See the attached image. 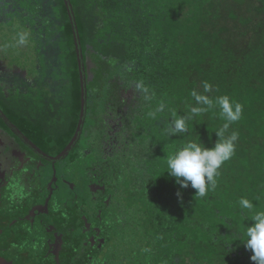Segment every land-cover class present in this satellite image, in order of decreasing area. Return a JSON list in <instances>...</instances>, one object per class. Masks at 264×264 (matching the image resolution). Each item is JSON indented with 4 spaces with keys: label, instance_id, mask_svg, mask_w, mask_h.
Returning <instances> with one entry per match:
<instances>
[{
    "label": "trees",
    "instance_id": "1",
    "mask_svg": "<svg viewBox=\"0 0 264 264\" xmlns=\"http://www.w3.org/2000/svg\"><path fill=\"white\" fill-rule=\"evenodd\" d=\"M71 3L90 63L82 141L97 134L99 152L106 157L97 172L112 188L113 180H129L126 197L137 209L135 229L142 230L136 252L108 264H255L243 243L252 215L264 210V0ZM21 33L44 70L34 80L40 97H21L37 103L40 112L46 108L38 114L40 122L54 123L53 105L63 104L60 92L67 89L78 110L74 134L81 83L64 0H0V41L13 35L17 52ZM205 82L211 85L208 93ZM44 88L52 92L44 94ZM193 90L214 102L227 95L243 106L240 120L225 133H238L235 154L221 165L205 197L191 187L179 189L167 173L169 156L188 142L213 147L219 142L216 131L226 122L216 105L188 120L187 132L170 135L173 113L186 116L198 106ZM161 103L163 112L157 111ZM241 197L254 208L242 210Z\"/></svg>",
    "mask_w": 264,
    "mask_h": 264
},
{
    "label": "flooded vegetation",
    "instance_id": "2",
    "mask_svg": "<svg viewBox=\"0 0 264 264\" xmlns=\"http://www.w3.org/2000/svg\"><path fill=\"white\" fill-rule=\"evenodd\" d=\"M14 48L13 35L0 41V264H91L108 243V218L118 216L116 187L98 174L100 162L81 180L69 172L85 126L69 157L51 160L75 133L61 147L36 130L38 114L46 108L40 112L37 103H26L21 95L29 97L39 87L31 75L41 66L30 58L28 40L17 52Z\"/></svg>",
    "mask_w": 264,
    "mask_h": 264
},
{
    "label": "clouds",
    "instance_id": "3",
    "mask_svg": "<svg viewBox=\"0 0 264 264\" xmlns=\"http://www.w3.org/2000/svg\"><path fill=\"white\" fill-rule=\"evenodd\" d=\"M26 37L19 34V43L24 44ZM204 93L211 91V85L207 82L203 84ZM191 96L196 105L190 107V114L186 116H176L173 113V119L170 121L168 133L176 135L188 131L187 121L199 117L216 105L220 108V115L226 121L223 126L216 131V137L219 142L209 148L200 143L188 142L178 149L167 159V172L170 177L175 179L179 189L191 187L199 197H205L210 189L216 185V177L219 175L221 165L232 158L235 154L238 133L232 132L225 137L230 125L239 121L243 106L239 102L231 101L227 95L217 97L215 102L206 94L198 93L193 90ZM165 105L161 103L157 109L163 112ZM178 200H183V194L180 190L176 193ZM239 205L242 210H252L254 204L247 198L241 197ZM252 223L244 229V246L253 253L250 257L255 264H264V210L255 212L251 217Z\"/></svg>",
    "mask_w": 264,
    "mask_h": 264
},
{
    "label": "rangeland",
    "instance_id": "4",
    "mask_svg": "<svg viewBox=\"0 0 264 264\" xmlns=\"http://www.w3.org/2000/svg\"><path fill=\"white\" fill-rule=\"evenodd\" d=\"M15 55L16 60H18L20 63L22 60L20 58V54L16 53ZM30 56V58L33 59L32 54ZM25 60L27 61L28 59L26 58ZM43 71L44 70L40 67L39 69L34 68L31 76L34 78H39L42 76ZM43 91L44 94L45 92L50 94L52 89L44 88ZM39 92L40 88H35V90L29 93V98L36 99L37 97H40ZM68 94L69 93L67 89L62 90L60 92L59 100L63 101V104L60 105L55 103L56 107L54 106L55 104L53 105L54 111L58 112L55 120L56 122L53 123L50 119H47L45 122L41 119L45 124L40 121L35 122L36 130H44L45 133L52 137L54 142L61 147L66 146V143H68L73 136L72 118L75 117L74 114H77L78 111L75 99H73V97L70 99ZM95 135L96 137L94 136L90 141H81L79 147L76 150V162L70 167L69 172L72 174V176L79 178V180H81V177L86 175L87 170L90 169V167L96 165L97 162H100L105 157L103 153L99 152L98 145L96 144V141H99V139L97 138V134ZM85 149H90L92 151L89 155H87L83 153ZM120 168H122V166H120ZM124 175L127 176L126 173ZM113 182L116 190L118 189V194L116 192V196L114 197L113 201L116 215L118 216L114 218V220L108 218L110 222L107 224L109 225V240L105 246V251L101 255L102 260L99 262V264H108L111 263V261L114 263V261L119 259V255L125 257L126 254L130 252L134 254L138 248V244H140L142 230L140 229L139 231L138 229H135V221L139 222L138 217L135 215L137 209L134 210L130 208V206H132L131 204L133 203V199H128V196L126 197L131 188L129 180L121 178V180H113Z\"/></svg>",
    "mask_w": 264,
    "mask_h": 264
},
{
    "label": "water",
    "instance_id": "5",
    "mask_svg": "<svg viewBox=\"0 0 264 264\" xmlns=\"http://www.w3.org/2000/svg\"><path fill=\"white\" fill-rule=\"evenodd\" d=\"M64 2L67 7L68 16L72 26L73 39H74L75 50L78 61L80 83H81V112H80L78 126L73 138L66 146V148L62 151V153H60L56 158L51 159L53 161H58V162L67 159L71 151L74 149V147L78 144V142L81 139L87 117V100H88L87 79L90 76V74L88 73V68L90 66H88V62L85 61L80 32H79L75 12L73 9V5L71 3V0H64Z\"/></svg>",
    "mask_w": 264,
    "mask_h": 264
}]
</instances>
